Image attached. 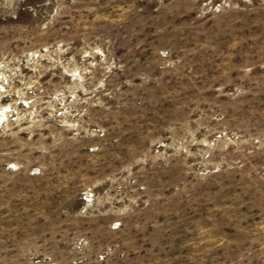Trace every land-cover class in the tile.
I'll return each mask as SVG.
<instances>
[{
  "label": "rangeland",
  "instance_id": "374dc122",
  "mask_svg": "<svg viewBox=\"0 0 264 264\" xmlns=\"http://www.w3.org/2000/svg\"><path fill=\"white\" fill-rule=\"evenodd\" d=\"M0 264H264V0H0Z\"/></svg>",
  "mask_w": 264,
  "mask_h": 264
}]
</instances>
